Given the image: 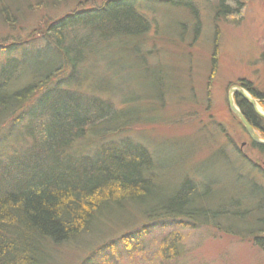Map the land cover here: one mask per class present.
Segmentation results:
<instances>
[{
    "label": "trees",
    "instance_id": "16d2710c",
    "mask_svg": "<svg viewBox=\"0 0 264 264\" xmlns=\"http://www.w3.org/2000/svg\"><path fill=\"white\" fill-rule=\"evenodd\" d=\"M70 1L76 3L71 12L27 28L30 5L47 8L69 0H0L7 30L0 38V145L12 139L25 145L0 157V264L56 263L60 246L100 233L105 221L135 211L142 223L106 239L79 264H114L112 257L141 248L152 230L212 225L231 214L244 220L250 215L252 231L264 233V188L252 187L256 207L247 209L243 201V213H232V205L211 209L207 195L200 196L189 180L167 195L154 179L157 163L149 150L120 139L132 125L150 121L149 100L129 82L124 86L131 92L112 91L104 77L137 68L140 78L153 77L159 91L166 81L145 50L152 23L137 9L139 0ZM184 1L178 5L190 9ZM232 13L222 3L216 12ZM240 86L259 98L248 84ZM118 98L126 108H119ZM235 102L264 138V118L241 96ZM252 147L264 155V146L252 141ZM253 236L264 247V236ZM180 242L178 235L165 237L156 250L158 263L179 258Z\"/></svg>",
    "mask_w": 264,
    "mask_h": 264
},
{
    "label": "rangeland",
    "instance_id": "374dc122",
    "mask_svg": "<svg viewBox=\"0 0 264 264\" xmlns=\"http://www.w3.org/2000/svg\"><path fill=\"white\" fill-rule=\"evenodd\" d=\"M179 1L136 3L152 23L144 46L151 63L162 67L165 86L159 91L153 77L140 78L137 68L103 79L112 91L123 94L131 92L124 86L129 82L136 95L149 100L145 107L150 121L132 125L120 139L129 138L149 150L157 163L154 179L165 194L189 180L199 188L200 196L207 195L206 205L211 209L232 205V213H243L244 205L256 207L253 189L264 188V155L252 147L231 112L228 94L240 83L248 84L259 96L258 109L264 114V0H185L190 9L178 5ZM220 3L233 13L218 17ZM30 6L33 11L27 10L23 22L27 28L42 25L45 17L56 19L71 12L76 3ZM4 26L0 19V38L7 35ZM116 103L126 108L122 99ZM257 135L264 140L260 132ZM24 147L7 140L0 145V157L6 159ZM236 201L239 206L233 205ZM122 214L115 221H105L100 232L104 234L87 235L57 248L53 264H79L106 239L118 238L142 223L136 211L128 217ZM249 216L244 220L231 214L212 225L152 230L141 248L112 257L113 263L119 258L118 264H264V247L253 241L254 233H264L252 231L255 219ZM174 235L181 238L180 257L158 263L155 255L160 242Z\"/></svg>",
    "mask_w": 264,
    "mask_h": 264
},
{
    "label": "water",
    "instance_id": "95a60500",
    "mask_svg": "<svg viewBox=\"0 0 264 264\" xmlns=\"http://www.w3.org/2000/svg\"><path fill=\"white\" fill-rule=\"evenodd\" d=\"M236 95L241 96L243 99L248 101L253 107L256 114L264 118V114L261 113L258 109L257 100L242 87H233L230 89L228 94V105L231 112L239 119V121L241 122L242 126L244 127L245 131L247 132L251 140L254 141L256 144L264 146V140H262L257 135L256 130L251 126V124L247 121L241 110L238 108L235 102Z\"/></svg>",
    "mask_w": 264,
    "mask_h": 264
},
{
    "label": "flooded vegetation",
    "instance_id": "af4514ba",
    "mask_svg": "<svg viewBox=\"0 0 264 264\" xmlns=\"http://www.w3.org/2000/svg\"><path fill=\"white\" fill-rule=\"evenodd\" d=\"M258 130H256V132H257ZM259 132V131H258ZM251 139V138H250ZM252 141V140H251ZM245 145V144H244Z\"/></svg>",
    "mask_w": 264,
    "mask_h": 264
},
{
    "label": "bare ground",
    "instance_id": "6f19581e",
    "mask_svg": "<svg viewBox=\"0 0 264 264\" xmlns=\"http://www.w3.org/2000/svg\"><path fill=\"white\" fill-rule=\"evenodd\" d=\"M260 111V110H259Z\"/></svg>",
    "mask_w": 264,
    "mask_h": 264
}]
</instances>
